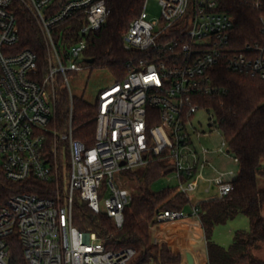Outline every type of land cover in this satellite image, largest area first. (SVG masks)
Returning a JSON list of instances; mask_svg holds the SVG:
<instances>
[{"label":"built area","instance_id":"built-area-1","mask_svg":"<svg viewBox=\"0 0 264 264\" xmlns=\"http://www.w3.org/2000/svg\"><path fill=\"white\" fill-rule=\"evenodd\" d=\"M223 1L159 0L158 18H148L144 1L122 36L124 49L139 56L128 62L123 80L98 93L94 143L88 145L75 137L68 72L88 67L87 37L105 24L108 0H0V177L26 186L0 193V264H129L136 250L109 249L95 232L79 229L75 207L84 203L122 228L134 195L122 182L130 185L125 173L157 159L168 165L167 175L173 174L191 209L158 211L153 242L173 241L185 256L179 264H190L188 254L191 264H211L208 253L193 247L204 242L207 252L199 202L228 196L235 178H229L233 171L212 165L209 148L197 145L202 134L194 118L205 110L200 98L215 90V68L264 79V14L263 42L241 47L234 17L221 10ZM252 4L264 9V0ZM21 13L39 30L44 60L22 46ZM59 82L70 102L62 125ZM217 151L230 154L224 139ZM207 166L210 178L204 176ZM34 183L52 185L54 196L29 191ZM202 184L208 195L198 200ZM15 244L21 260L13 257Z\"/></svg>","mask_w":264,"mask_h":264},{"label":"trees","instance_id":"trees-1","mask_svg":"<svg viewBox=\"0 0 264 264\" xmlns=\"http://www.w3.org/2000/svg\"><path fill=\"white\" fill-rule=\"evenodd\" d=\"M144 1L108 0L109 15L105 24L87 37L85 65L108 69L115 81L125 78L128 62L139 55L124 49L122 36L130 22L140 14ZM223 2L221 10L235 19L237 45L242 47L251 41L262 43L259 19L264 9L255 8L252 0ZM19 28L22 46L38 52L40 59L44 60L45 48L39 30L25 13L20 14ZM88 59H93V63H88ZM212 79L215 90L202 96L200 105L213 113L215 121L211 126L220 131L228 143L240 172L233 180L234 189L228 196L199 202L201 221L208 240V257L211 264H264V260L255 253L264 244V188L258 185V178L264 177V79L230 72L223 66L215 68ZM60 88L57 120L62 125L69 120L70 102L67 90ZM73 125L76 128L75 137L92 145L96 130L95 106L81 98H74ZM167 173L168 165L159 159L144 168L125 173L137 188L131 203L125 208L122 228H116L107 215L95 214L80 202L75 207L76 226L82 231L95 232L109 249L136 250L129 264L181 263L183 257L180 251L152 240V226L158 211H182L190 205L188 198L175 187L160 191L152 189V185ZM24 187L0 177L2 194L17 193ZM31 189L29 191L41 196H54L52 185L34 183ZM239 214L248 217L250 229L236 231L228 248L214 242L212 236L215 227L233 220ZM20 249L18 244L13 247V257L19 260Z\"/></svg>","mask_w":264,"mask_h":264},{"label":"rangeland","instance_id":"rangeland-1","mask_svg":"<svg viewBox=\"0 0 264 264\" xmlns=\"http://www.w3.org/2000/svg\"><path fill=\"white\" fill-rule=\"evenodd\" d=\"M145 12L148 18H158L161 14V7L159 0H147L145 6ZM68 78L70 82V88L74 98H81L86 103L90 105H95L98 93L103 88L113 84L115 82L114 77L110 73V71L106 68L102 67H85L79 72H68ZM66 85V83H65ZM69 89V88H68ZM215 121V117L211 111L200 110L196 113L194 118V124L198 132L202 135L199 138H196V143L198 146L202 145L209 148L210 153L208 155L209 161L212 165L220 171H233L234 174L229 178H237L240 172V168L238 163L234 160V156L230 154H224L218 152V148L221 146L223 142V137L215 127L209 126L210 123ZM209 133L208 136L203 134ZM264 167V160L262 162ZM124 175V174H123ZM212 167L207 166L204 170V176L206 178H210L212 176ZM125 177V175H124ZM122 182L125 187H131L134 189L137 188L134 184L130 183L128 185L125 179H122ZM258 185L260 188H264V177L258 178ZM177 186V181L173 177L172 173L164 176L163 178L158 179L153 185L152 189L154 191H160L167 187H175ZM208 187L207 184H202L201 189L197 193L198 200L204 199L206 195L202 192V188ZM213 190L209 193L211 194ZM110 196V192L107 191L103 195V200ZM190 207L187 208L186 211H190ZM250 229V222L248 217L243 214H239L233 220L228 221L225 224H221L215 227L213 231L212 240L217 244L228 248L232 244L234 233L238 230H246ZM163 239V238H162ZM168 246V245H167ZM170 246H173L172 250H178L176 244L173 241H170ZM169 246V247H170ZM195 250L200 251L202 255H206V245L205 243H200L193 246ZM256 255L264 260V244H262L261 248L255 251ZM183 259L185 258L182 255Z\"/></svg>","mask_w":264,"mask_h":264},{"label":"water","instance_id":"water-1","mask_svg":"<svg viewBox=\"0 0 264 264\" xmlns=\"http://www.w3.org/2000/svg\"><path fill=\"white\" fill-rule=\"evenodd\" d=\"M87 62L91 64L93 63V59H88ZM209 126H211V123L209 124ZM187 258H188L189 263L191 264L192 258L189 254L187 255Z\"/></svg>","mask_w":264,"mask_h":264}]
</instances>
